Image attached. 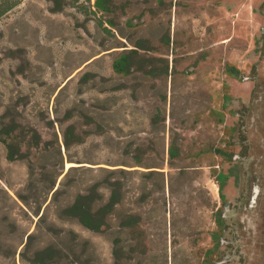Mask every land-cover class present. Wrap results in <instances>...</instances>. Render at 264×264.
<instances>
[{
    "label": "rangeland",
    "instance_id": "obj_1",
    "mask_svg": "<svg viewBox=\"0 0 264 264\" xmlns=\"http://www.w3.org/2000/svg\"><path fill=\"white\" fill-rule=\"evenodd\" d=\"M96 1L21 0L0 16V127L43 140L9 160L0 139V264H30V233L29 254L55 245L59 264H264V0ZM136 48L141 65L116 71ZM67 163L84 167L54 199ZM101 167L130 171L94 232L59 210ZM129 212L137 228L120 225Z\"/></svg>",
    "mask_w": 264,
    "mask_h": 264
},
{
    "label": "trees",
    "instance_id": "obj_2",
    "mask_svg": "<svg viewBox=\"0 0 264 264\" xmlns=\"http://www.w3.org/2000/svg\"><path fill=\"white\" fill-rule=\"evenodd\" d=\"M21 0H15L14 2H3L0 4V16L4 15L11 8L17 5ZM103 0L96 1L97 8H103L105 5ZM60 5V0H58ZM100 25L104 24L101 19L99 21ZM105 31L108 33H113L111 29L104 27ZM144 44L137 43L138 48H142ZM137 48L131 50L129 53L124 52L117 60L114 61V69L123 74H128L132 71L136 64L141 65L142 61L136 60ZM130 53H135L130 54ZM167 73L169 71V65L167 64ZM230 71L233 72V67H228ZM237 72V70H234ZM154 74L153 72H151ZM160 113H156L153 122H157ZM6 116L3 115L2 118ZM72 127H69L65 134V147L69 149L71 147V140L73 139ZM29 135V136H28ZM28 136V137H27ZM70 136V137H69ZM0 139L7 147V158L9 160H17L27 158L28 154L22 149V145L27 144L30 147H38L42 142V137L40 133L32 127L27 129L21 125L16 120H3L2 126L0 127ZM170 157L180 153L178 145L172 140L169 148ZM59 157L61 161H64L62 152H59ZM136 165L142 167V148H139L137 153L133 157ZM84 165L70 166L65 173L63 179L60 182V186L54 190L59 176L65 171V167L61 166V171L56 170V172L51 173L50 190H54V199L64 191L63 186L71 185L73 180H71V173L75 170L83 168ZM102 176L99 180L93 182L89 185L85 191L78 192L73 201L64 205L59 210V215L62 218L76 219L84 227L88 228L94 232L104 231L110 224V219L112 215L115 214L118 206L123 202L125 198L124 181L122 176L128 173L130 170L126 168H108L101 167ZM34 172L32 170V176ZM119 176V177H118ZM103 189L109 191L108 195L105 194ZM141 223V215L138 212H129L120 218V225L123 227L137 228ZM74 233V232H73ZM34 234H28V239L25 244L24 250L21 255L24 259L28 260L30 264H59L62 258V250L55 245H48L42 248H37L30 255L29 249L33 243Z\"/></svg>",
    "mask_w": 264,
    "mask_h": 264
},
{
    "label": "bare ground",
    "instance_id": "obj_3",
    "mask_svg": "<svg viewBox=\"0 0 264 264\" xmlns=\"http://www.w3.org/2000/svg\"><path fill=\"white\" fill-rule=\"evenodd\" d=\"M71 164H74V163H67V167H69Z\"/></svg>",
    "mask_w": 264,
    "mask_h": 264
},
{
    "label": "water",
    "instance_id": "obj_4",
    "mask_svg": "<svg viewBox=\"0 0 264 264\" xmlns=\"http://www.w3.org/2000/svg\"><path fill=\"white\" fill-rule=\"evenodd\" d=\"M67 170H68V168L66 169V171H67ZM66 171H65V172H66ZM57 188H58V185L55 187V189H57ZM55 189H54V190H55Z\"/></svg>",
    "mask_w": 264,
    "mask_h": 264
}]
</instances>
